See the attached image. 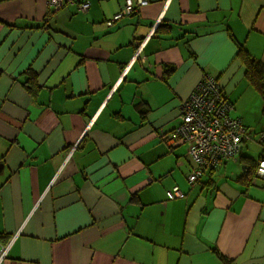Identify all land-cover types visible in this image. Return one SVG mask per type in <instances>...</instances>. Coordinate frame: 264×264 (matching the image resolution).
<instances>
[{
	"label": "crops",
	"instance_id": "0c3cea01",
	"mask_svg": "<svg viewBox=\"0 0 264 264\" xmlns=\"http://www.w3.org/2000/svg\"><path fill=\"white\" fill-rule=\"evenodd\" d=\"M130 1L49 16L46 0H0L1 264H264V183L241 180L238 157L192 183L188 146L172 139L207 74L232 116L264 130L227 30L264 62V0H147L109 27ZM162 22L174 31L155 36Z\"/></svg>",
	"mask_w": 264,
	"mask_h": 264
},
{
	"label": "built area",
	"instance_id": "2783aa9c",
	"mask_svg": "<svg viewBox=\"0 0 264 264\" xmlns=\"http://www.w3.org/2000/svg\"><path fill=\"white\" fill-rule=\"evenodd\" d=\"M50 9L58 10L66 0H46ZM147 4V0L129 2L130 12L135 6ZM88 3L82 5L88 7ZM233 103L228 99L220 81L209 74L201 79L190 95L181 104L180 123L177 125L172 139H179L188 146L190 158L196 163L188 176L191 182L201 178L203 173L216 167L221 160L236 157L248 139L246 126L241 117L230 114ZM264 139V134L261 133ZM264 182V159L258 165L256 178L250 182ZM169 197L181 196L178 187L169 190ZM10 245L0 242V264L7 257Z\"/></svg>",
	"mask_w": 264,
	"mask_h": 264
},
{
	"label": "trees",
	"instance_id": "16d2710c",
	"mask_svg": "<svg viewBox=\"0 0 264 264\" xmlns=\"http://www.w3.org/2000/svg\"><path fill=\"white\" fill-rule=\"evenodd\" d=\"M88 3V7L87 8H83L82 5L84 3ZM69 5H75L77 8L79 9H83V10H88L89 7L91 6V2L90 0H66V2L61 6L60 9H58L59 11L64 9L65 7L69 6ZM123 6H124V2L123 4L121 5V8L117 10L116 14L117 13H121L122 15L118 18H112V19H107L105 20V23L107 22V25L109 27H115V24L116 22H118L119 20H121L122 18H125L126 16H130L132 15L136 10L134 11H131V12H124L123 9ZM58 10H55V9H50L49 8V12H48V15L49 16H52L55 14L56 11ZM115 16V15H114ZM110 22V24H109ZM115 30V28L113 29ZM227 30L229 32V36L233 38L235 44L237 45V48H238V52H237V59L240 60V62L243 64V66H245L246 68V74H245V78L248 80L249 84L251 85L252 88H254L258 93L259 95L261 96V99H262V102L264 103V62L261 61V60H258L256 59L250 52L248 49H246V47L238 42L234 35H233V32L231 30V28L229 26H227ZM174 31V25L171 24V23H168V22H162L160 23L156 29H155V32H154V35L155 36H162V35H169L171 33H173ZM191 35H194V33H190ZM189 34V35H190ZM189 36H187L186 38H182L184 44H186L187 46H189V40H188ZM189 52L191 54V56H193L194 58H196V54L195 52L192 50V49H189ZM170 69V70H169ZM174 69H171V68H168L166 71L167 73L165 74V77H164V80H168L171 76H172V72ZM25 73L27 74V80L25 81V86L26 88L30 91V93L33 95V96H36L40 89H41V86L38 82V73L36 71H34L32 68H28ZM217 80H219V78L217 77L216 78ZM229 99V98H228ZM138 111L141 113V118L142 120H145L146 119V116H147V113L149 111L148 107L146 105H140L139 108H138ZM264 114V108H263V112ZM118 118H123L122 116L120 115H116ZM180 123V122H179ZM178 123V124H179ZM247 128V127H246ZM176 129V128H175ZM175 131V130H174ZM173 131V133H174ZM264 131V130H263ZM263 131H261L260 133H262ZM246 132H247V136L251 137V133L253 131H249L248 128L246 129ZM172 133V134H173ZM247 144L248 141L247 139L244 140L243 142V147L242 149L240 150V152L236 155V157L239 158V160L241 159V162H243V164L246 165V172L243 174L241 180H244V182H246L247 184L248 183H251L250 181L254 178H256V171H257V168H258V165L260 163V161L262 159H264V139L261 138V135H260V138H259V141L258 143L261 145V152H260V155L255 158L253 157L252 155L248 156V155H245L242 157L241 152L243 151V148H244V144ZM184 144V143H183ZM240 156V157H239ZM235 158V157H234ZM232 159V158H230ZM192 160V159H191ZM228 160V159H226ZM223 160H221V162H223ZM193 164H194V167H196V163L192 160ZM220 162V163H221ZM219 163V164H220ZM218 166V165H217ZM215 168V167H214ZM210 170V171H209ZM209 170H206L203 175L201 176V178L203 176H206L208 174H210V172L212 171V168H210ZM209 171V172H208ZM199 179L202 181V179ZM189 179V178H188ZM209 179V180H208ZM207 181H203V185H205L206 188H212L213 186V181L210 180V178H208ZM197 180V181H199ZM200 181V182H201ZM259 182H263V180H260L258 179ZM196 182V181H195ZM194 183V182H192ZM260 183V184H261ZM264 183V182H263ZM253 184V183H251ZM258 184V183H257ZM169 192V191H168ZM167 192V196L169 199H174L176 198L177 196L173 197V198H170L169 197V194ZM137 193H135L133 195V197H137ZM182 196V195H181ZM223 260L227 263V264H232L233 263V260H228V259H224Z\"/></svg>",
	"mask_w": 264,
	"mask_h": 264
},
{
	"label": "rangeland",
	"instance_id": "374dc122",
	"mask_svg": "<svg viewBox=\"0 0 264 264\" xmlns=\"http://www.w3.org/2000/svg\"><path fill=\"white\" fill-rule=\"evenodd\" d=\"M121 15H122L121 13H117V14H115L114 18H118ZM109 24H110V22H109ZM222 87H223V85H222ZM233 110H234V108H233ZM263 116H264V114H263ZM237 117H241L242 118V116H237ZM260 132H261V129L259 127L256 128V130L251 133V137H249L247 139L248 144H247L245 149L248 152V154H247L248 156L252 155L253 157L257 158L260 155L261 150L258 149V147H259L258 146L259 145L258 141H259V138H260V135H261ZM262 133L264 134V131Z\"/></svg>",
	"mask_w": 264,
	"mask_h": 264
},
{
	"label": "water",
	"instance_id": "95a60500",
	"mask_svg": "<svg viewBox=\"0 0 264 264\" xmlns=\"http://www.w3.org/2000/svg\"><path fill=\"white\" fill-rule=\"evenodd\" d=\"M244 168V167H243Z\"/></svg>",
	"mask_w": 264,
	"mask_h": 264
}]
</instances>
